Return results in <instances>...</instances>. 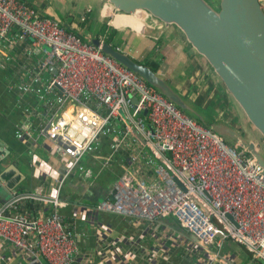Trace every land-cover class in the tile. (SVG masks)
Returning a JSON list of instances; mask_svg holds the SVG:
<instances>
[{"label": "built area", "instance_id": "2783aa9c", "mask_svg": "<svg viewBox=\"0 0 264 264\" xmlns=\"http://www.w3.org/2000/svg\"><path fill=\"white\" fill-rule=\"evenodd\" d=\"M157 21L152 17L153 25ZM13 31L20 41L30 40L35 73L28 76L34 83L50 66L56 69L44 94L57 98L44 103L36 139L61 170L53 176V193L9 191L0 207V247L11 245L23 264H142L128 261L139 245L134 236H112L111 227L98 220L105 212L141 226L152 238L142 248L143 264L166 260L174 250L197 264H235L224 241L264 264V168L246 149L190 116L101 45L24 1L0 0V45L15 43ZM31 126L26 119L20 126L22 140L35 141ZM82 159L99 161L97 169L88 165L80 172L86 181L123 163L100 200L75 208L94 228L97 262L80 255L76 233L69 231L76 223H66L58 212L69 203L58 191ZM27 202L32 210L23 209ZM47 204L53 211L39 213ZM122 242H128L124 254Z\"/></svg>", "mask_w": 264, "mask_h": 264}, {"label": "crops", "instance_id": "0c3cea01", "mask_svg": "<svg viewBox=\"0 0 264 264\" xmlns=\"http://www.w3.org/2000/svg\"><path fill=\"white\" fill-rule=\"evenodd\" d=\"M20 1H24L41 15L50 18L53 15V19L62 17L66 21L73 17V9L76 3H79L78 10L82 11L80 20L76 25H70V22L67 21L64 23L66 28L73 30L87 40L95 37L107 39L111 45L125 52L131 58L152 65L155 72L176 89L209 124L223 122L229 125L231 113H229V118L225 115L202 114L201 110L197 108L199 106L193 107L194 102L203 99L202 94L206 97H211L214 94L213 97L217 99L214 100L216 104L222 100L224 102L228 100L229 103L226 107L233 111L240 121L249 122L234 99L226 95L227 91L218 87L215 79L206 77L204 72L208 70L205 64L206 60L198 55L175 25L171 24L165 27L157 21L156 25L149 26L151 22L143 15L136 16V12L124 14L116 10L107 0H96L93 3H84L83 0ZM260 2L264 9V0H260ZM121 15H132L137 19V22L141 23L138 27L128 23L121 24L120 22H123ZM142 25L145 28L141 29ZM9 37L14 39L15 43L11 46H8L7 43L0 45V173L1 171L7 172L6 181L10 184L17 182L14 189L17 193L23 191L38 192L39 190L44 193H53L57 187L53 176L55 173H60L61 164L41 145L42 141L36 139L38 128L45 121L44 103L46 101H40V93L43 94L42 97H46L47 101H55L57 98L53 93L44 94L45 84L53 75V71L51 69L43 71L34 83L35 77L28 76V73H35L33 71L35 59L31 57L29 50L30 40L22 39L20 41L16 31L10 32ZM222 111H226V108ZM25 119L30 120L32 125L30 131L35 141L32 138L22 140L19 136V128ZM226 140L234 144L228 139ZM82 162V170L88 165L93 169H97L99 166V161L92 160L88 163L84 159ZM122 166L121 161L114 162L92 180L89 179L90 182L84 180L80 175L81 170L67 177L58 191L59 197L69 202L58 212L63 215L66 223L72 221L76 223V227L71 226L69 231L76 233L80 255L89 257L96 262L99 260V257L96 256L97 253L96 255L93 253L99 245L96 233L92 224L77 217L75 208L79 204L92 205L100 200L107 191L106 187L120 173ZM9 197V191L0 186V207ZM27 208L31 209L28 202L23 206V209ZM51 211H53V207L49 204L41 206L39 209V213L44 214ZM98 220L111 227L112 236L122 233L134 236L139 245L135 257L128 261L135 260L138 263H144L142 248L151 245L153 241L150 236L143 232L141 226L134 227L126 218L105 212L98 214ZM119 247L123 254L126 253L128 242H122ZM223 248L235 255V264L260 262L254 259L244 247L231 241H224ZM11 251V245L5 244L0 247V254L5 256L4 261L0 258V264H5V262H8L7 264H23L13 256ZM153 264L197 263L194 257L187 255L184 251L174 250L169 253L166 260L157 259Z\"/></svg>", "mask_w": 264, "mask_h": 264}, {"label": "water", "instance_id": "95a60500", "mask_svg": "<svg viewBox=\"0 0 264 264\" xmlns=\"http://www.w3.org/2000/svg\"><path fill=\"white\" fill-rule=\"evenodd\" d=\"M107 2L123 13L145 11L148 15L143 17L151 22L149 26L153 25L152 17L162 26L175 25L194 50L207 61L249 123L264 139V9L260 0H218L217 7L207 0ZM143 28L144 25L141 29ZM91 41L95 45H101L104 53L138 73L181 109L194 113L200 121L208 123L176 89L148 65L131 58L110 43L101 42L99 38L95 37ZM49 69L56 73L54 67L50 66ZM208 125L234 144L245 147L264 168V152L254 141L244 138L236 129L223 122ZM6 174V171H1L0 181L4 183L5 189L14 190L17 182H7Z\"/></svg>", "mask_w": 264, "mask_h": 264}, {"label": "rangeland", "instance_id": "374dc122", "mask_svg": "<svg viewBox=\"0 0 264 264\" xmlns=\"http://www.w3.org/2000/svg\"><path fill=\"white\" fill-rule=\"evenodd\" d=\"M96 0H83V2L84 3H86V2H89V3H93V2H95ZM208 2H210V4L211 5H213V6H215V7H217V5H218V0H207ZM79 3H76V6L74 7V9H73V17H71V18H69V19H67V21H69L70 22V25H76V23L80 20V14H81V12L82 11H80V10H78V8H79ZM144 14V13H143ZM52 18H53V15L51 16ZM142 19H144V18H142ZM56 20L59 22V23H61V24H63L64 25V23H66L67 21L66 20H64L62 17H57L56 18ZM135 20H137L136 18H135ZM136 23H137V21H136ZM96 38H98V37H96ZM101 41H104V39H101ZM199 55V54H198ZM200 57L202 58V56L200 55ZM205 72V75H206V77L207 78H213V79H215L216 81H215V83H216V85L218 86V87H221V88H223L224 90H225V87L222 85V82L220 81V79L215 75V73L213 72V70H212V68L209 66V68H208V70L207 71H204ZM46 75H49L48 73H46ZM206 81H208V79H205ZM41 95V99H40V101L42 102V100H45V101H47L46 100V97L45 96H43L42 97V93H40ZM226 95H229L230 96V98H232L231 97V95L230 94H228L227 92H226ZM230 98H228V99H230ZM229 103V101L227 100L226 102H224L223 100L219 103V102H217V104L214 102V100L213 99H211V101L206 105V106H204V107H197L198 109H200L201 110V112H202V114H204V115H208L209 113L210 114H216V115H220V116H223V115H225L226 117H228L229 118V116H230V114L229 113H231V116H230V118H231V120L230 121H232V122H230L229 121V125L231 126V127H233L234 129H236L244 138H246V139H252L255 143H256V145H257V147L262 151V152H264V139H263V137L261 136V134L249 123V122H242V121H240L238 118H237V116H236V114L233 112V111H230L227 107H226V105ZM216 104V105H215ZM41 106H42V103H41ZM224 108H226V111H222V110H224ZM234 114V115H233ZM233 115V116H232ZM222 118H224V117H222ZM200 122H202V121H200ZM246 125V126H245ZM237 147H238V149H242L243 148V146H239L238 144H235ZM249 154V153H248ZM84 159H82V161H83ZM80 162L79 164H78V166L74 169V172L75 173H77V172H79V171H81L82 170V165H83V162ZM90 180H87V182H89ZM109 185H110V183H109ZM108 185V186H109ZM108 186L106 187V189L108 188ZM240 253H242V251H240ZM257 263H260V262H257V261H254V263L253 264H257Z\"/></svg>", "mask_w": 264, "mask_h": 264}, {"label": "trees", "instance_id": "16d2710c", "mask_svg": "<svg viewBox=\"0 0 264 264\" xmlns=\"http://www.w3.org/2000/svg\"><path fill=\"white\" fill-rule=\"evenodd\" d=\"M80 35V34H79ZM104 41L105 42H107V43H109V40H107V39H104ZM204 59V58H203ZM205 61V60H204ZM142 63H144V62H142ZM144 64H146V63H144ZM205 64H206V66L209 68V65H208V63H207V61H205ZM146 65H148L153 71H155V69L152 67V65H150V64H146ZM203 95V99H199V100H197L196 102H194V104H193V107L195 108V106H199V107H204V106H206L207 104H208V102L209 101H211V99H213V100H217V99H215L214 97H213V95L211 96V97H206L204 94H202ZM185 112H187V111H185ZM190 116H192V117H194V118H196L198 121H200L199 120V118L194 114V113H191V112H187ZM202 123H204V124H206V125H208L209 123H205V122H203L202 121Z\"/></svg>", "mask_w": 264, "mask_h": 264}, {"label": "bare ground", "instance_id": "6f19581e", "mask_svg": "<svg viewBox=\"0 0 264 264\" xmlns=\"http://www.w3.org/2000/svg\"><path fill=\"white\" fill-rule=\"evenodd\" d=\"M145 14H146L145 11H142V10H138L135 13L136 16H142V15L144 16ZM121 17H122V21H123V22H120L121 24L122 23H125V24L128 23V24H131L133 26L138 27L139 23H141V22L136 23L137 20H135V17H133L132 15H130V16L129 15H124V16L121 15Z\"/></svg>", "mask_w": 264, "mask_h": 264}, {"label": "clouds", "instance_id": "9594fccd", "mask_svg": "<svg viewBox=\"0 0 264 264\" xmlns=\"http://www.w3.org/2000/svg\"><path fill=\"white\" fill-rule=\"evenodd\" d=\"M83 38V37H82ZM84 39V38H83ZM91 40V39H90ZM100 41H101V39H100ZM92 42V41H91ZM101 42H103V41H101ZM9 189H7V191H8ZM9 191H11V190H9Z\"/></svg>", "mask_w": 264, "mask_h": 264}, {"label": "flooded vegetation", "instance_id": "af4514ba", "mask_svg": "<svg viewBox=\"0 0 264 264\" xmlns=\"http://www.w3.org/2000/svg\"><path fill=\"white\" fill-rule=\"evenodd\" d=\"M245 149V147H243Z\"/></svg>", "mask_w": 264, "mask_h": 264}]
</instances>
